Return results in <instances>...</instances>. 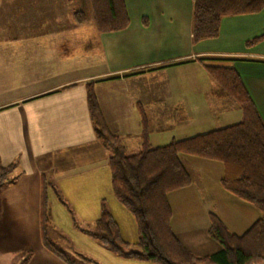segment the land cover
Masks as SVG:
<instances>
[{"label": "crops", "instance_id": "crops-1", "mask_svg": "<svg viewBox=\"0 0 264 264\" xmlns=\"http://www.w3.org/2000/svg\"><path fill=\"white\" fill-rule=\"evenodd\" d=\"M123 1L126 27L98 32L92 22V34H86L84 40L81 37L75 48L70 45L79 38L75 28L87 19L77 23L71 13L65 21L60 12L52 14L47 0H22L31 10L20 12L17 19H24L15 22L17 31L0 36V164L15 163L9 177L18 175L13 183L0 187L1 264H69L41 243L42 178L58 189L76 222L84 227L99 216L100 200L110 198L109 149L94 133L86 102L88 82H92L110 131L126 148L139 150L144 127L150 146H157L234 123L221 124L222 113L238 108L229 98L213 97L215 82L198 61L202 56L230 57L264 123V39L245 44L264 32V10L224 16L216 37L193 42L192 0ZM212 120L218 126L201 128ZM180 160L191 181L167 194L170 208L173 196L183 194L187 205L193 198L186 191L194 188L189 165L199 171L198 165L211 164L202 157L184 154ZM194 190V195L203 196ZM220 190L239 204L234 207V219L243 231L260 216L253 205L222 187ZM47 197L51 214L48 234L61 238L53 211L55 207L62 212L59 200L52 188H48ZM106 207L112 215L111 206L106 203ZM210 212L202 210L208 219ZM170 219L173 233L193 253L203 255L219 248L215 240L208 239L209 222L201 228L189 226L188 230L198 232V238L187 239L182 232H175L172 214ZM121 236L130 243L137 239ZM207 246L210 250L196 252ZM27 252L31 255L25 259ZM77 256L84 263L92 262L82 253ZM108 262L138 264L117 256L108 257Z\"/></svg>", "mask_w": 264, "mask_h": 264}, {"label": "trees", "instance_id": "trees-1", "mask_svg": "<svg viewBox=\"0 0 264 264\" xmlns=\"http://www.w3.org/2000/svg\"><path fill=\"white\" fill-rule=\"evenodd\" d=\"M92 22L98 32L120 30L127 26L128 16L123 0H87ZM192 41L214 38L218 35L220 19L224 16L257 13L264 10V0H192ZM73 17L85 22L82 10ZM264 39V32L245 42L253 45ZM233 58L202 56L198 61L214 80L212 95L217 100L231 99L241 110V118L232 124L172 139L150 146L147 129L141 134L138 151L128 153L121 138L110 131L98 105L92 82L86 85V102L96 138L109 149L107 164L110 168L112 192L119 204L133 217L137 239L124 240L119 226L100 200L99 216L91 226L79 225L73 210L58 189L42 178L40 193V238L50 252L70 261L65 252L49 239L51 214L47 197L52 188L59 202L72 215V222L90 235L114 256L156 264H264V123L248 95L238 73L231 65ZM191 155L220 161L223 190L236 198L254 205L260 216L242 233L227 230L222 221L209 213L207 235L219 248L207 254L190 251L173 233L170 226L171 208L167 201L170 191L190 184V175L180 155ZM15 163L0 164V187L13 183L18 175L9 177ZM31 255L26 253L25 259Z\"/></svg>", "mask_w": 264, "mask_h": 264}, {"label": "rangeland", "instance_id": "rangeland-1", "mask_svg": "<svg viewBox=\"0 0 264 264\" xmlns=\"http://www.w3.org/2000/svg\"><path fill=\"white\" fill-rule=\"evenodd\" d=\"M47 2L50 6L52 14L60 12L62 16L65 17V21L67 20L66 16H68V14L72 13L73 15V10H82L84 12L87 21L83 26L75 28V30L77 31L75 35H79V38L72 40L70 42V45H72L74 48L78 47L80 45L79 42L81 41V37L83 40L85 39L84 36L86 34L90 37L94 27L91 21L90 8L87 0H47ZM37 4L38 2H36V5ZM35 7L38 9L37 6ZM23 10L30 11L31 8H26V5L23 4L22 0H0V36L7 35L9 30L17 31V29H19V27L17 29L15 28V22H19L20 19L17 18H19V14H21L20 12ZM27 13L29 14L30 12ZM68 20L70 21V19ZM34 24H37V22H35ZM63 24H65V22H63ZM228 110L229 111L221 114V124H228L230 122H236V120H240L241 110L239 108L236 110ZM154 123L158 125L163 124V122L159 123L158 121H155ZM216 124V121L212 120L209 125L206 124L201 128H214V126H218ZM167 140L164 142H167ZM126 150L128 153H131L137 151L138 149H132L131 147H127ZM206 161H211V164H208L209 162H207V165H204L203 167L198 165L197 169L199 171H194L193 168L196 167L194 165H189L188 167L191 168L190 172L191 177L193 179L194 187L192 189L186 190L188 191L187 195L189 197H193L189 199V204L187 205L186 196H182L183 194L173 196V199L169 200V202H171V214L175 232H182L181 234L185 235V238L187 239H193L194 236L197 237L198 235V232L195 233V231H192L190 229L188 230L189 226L201 228L204 223L207 224L209 222L208 215L205 216V214L202 213V210L204 211V209L205 211H211V213L215 214L226 226L227 230L231 232L235 231L237 233H241L243 231V229L239 228L240 225H235L236 221L234 219V207L238 208L239 204L235 205L233 198H230L228 194H225V192L220 190L221 185L219 178H221L220 176L222 175L221 162L210 159H207ZM195 188L202 192V197L194 195V193H196L194 190ZM109 197L110 198H107L105 202L111 206L112 217L115 221H118L120 225V233H122V235L129 240L135 239L137 237V231L134 219L132 215L119 204L112 192L111 185L109 187ZM110 201H113V203H115V206L110 203ZM57 205L63 213L54 207V219L56 220V225L58 229L55 230L60 233L62 237L56 238L54 237V235H50L49 239L53 241L57 247H59L65 252L67 258L72 261L73 264H87L79 259L77 253H82V255L84 254V256H88L89 258H91L92 262H90V264H109L108 257L114 258L115 256L108 250H106L104 247L99 245L95 240H92L89 236H87L88 234H82L84 232L77 228V226L72 222V215L68 211V209L59 201L57 202ZM253 207L255 206L253 205ZM60 213L64 215L65 220L62 219ZM201 231L202 229H199V232ZM80 235L82 237H87V239H89V242L85 243L83 240L84 238H82ZM200 235L201 237L203 236L202 233H200ZM53 238H55L56 240H53ZM187 239L184 240L187 241ZM211 246H207V248L204 249L203 247H201V251L196 252H206L210 250ZM134 261H137L138 264H156L154 262L145 260Z\"/></svg>", "mask_w": 264, "mask_h": 264}]
</instances>
